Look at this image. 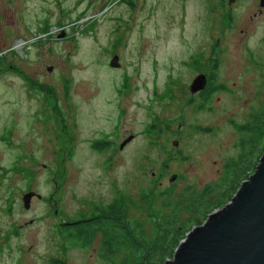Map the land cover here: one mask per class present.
Wrapping results in <instances>:
<instances>
[{"label":"rangeland","instance_id":"1","mask_svg":"<svg viewBox=\"0 0 264 264\" xmlns=\"http://www.w3.org/2000/svg\"><path fill=\"white\" fill-rule=\"evenodd\" d=\"M259 2L30 0L18 14L27 48L0 19V264H114L99 241L64 250L56 226L119 194L148 223L139 196L153 184L180 192L218 179L241 150L234 123L264 107ZM214 58L226 88L207 102L190 84ZM11 64L30 65L31 80ZM31 190L42 197L25 208Z\"/></svg>","mask_w":264,"mask_h":264},{"label":"trees","instance_id":"2","mask_svg":"<svg viewBox=\"0 0 264 264\" xmlns=\"http://www.w3.org/2000/svg\"><path fill=\"white\" fill-rule=\"evenodd\" d=\"M48 27L41 31H47ZM218 68L219 60L214 58L211 71L207 73L209 82L200 91L203 101L208 102L215 92L226 88L216 83ZM234 125L243 134L239 142L241 150L237 157L223 164L218 179L202 187L188 184L180 192L174 182L164 189L153 184L139 196L148 223L131 217V201L123 194L108 204L93 202L89 212H80L74 219H63L56 226L63 249L66 250L68 244L87 248L99 241L101 256L114 264H164L173 257L186 233L194 225L202 224L214 209L229 202L243 180L255 170L264 152V107L246 122ZM195 128L205 130L201 126ZM154 129L156 131L158 126L152 124L148 133ZM106 145L103 141L94 147L99 150ZM60 262L63 261L58 260L56 264Z\"/></svg>","mask_w":264,"mask_h":264},{"label":"water","instance_id":"3","mask_svg":"<svg viewBox=\"0 0 264 264\" xmlns=\"http://www.w3.org/2000/svg\"><path fill=\"white\" fill-rule=\"evenodd\" d=\"M259 4L264 7V0ZM64 33L63 30L59 37ZM110 63L119 67V55L115 54ZM52 68L48 66L49 71ZM207 83V74L199 73L190 84L191 93L204 90ZM132 138L133 135L127 137L120 147ZM178 141H174L175 145ZM177 178L172 174L170 181ZM34 197L42 195L34 190L24 193L25 208H30ZM164 264H264V152L233 198L209 213L202 224L194 225Z\"/></svg>","mask_w":264,"mask_h":264},{"label":"flooded vegetation","instance_id":"4","mask_svg":"<svg viewBox=\"0 0 264 264\" xmlns=\"http://www.w3.org/2000/svg\"><path fill=\"white\" fill-rule=\"evenodd\" d=\"M28 1H30V0H0V3L9 4V5H7L8 7H7V9H5V11H0V19L1 18H2V20L5 19L3 21L4 24H7V21H9L11 31L13 32V35H14L13 42H15L16 40L22 41L25 44L26 48L29 47L28 43H30L31 25H30V22L28 20H26L23 16H18V14L21 13V12H19V10L24 9V7H25L24 3H27ZM263 11H264V8H260L257 14H260ZM257 14L255 13L254 15H257ZM1 53H2V50H0V54ZM11 65L15 69H17L19 71V73L25 79L31 80V73H30L31 67H30V65L27 64V66L24 68H20L15 64H11ZM10 68H12V67H10ZM208 82H209V79H208ZM197 95H200V92H197Z\"/></svg>","mask_w":264,"mask_h":264},{"label":"bare ground","instance_id":"5","mask_svg":"<svg viewBox=\"0 0 264 264\" xmlns=\"http://www.w3.org/2000/svg\"><path fill=\"white\" fill-rule=\"evenodd\" d=\"M18 44V43H17ZM20 45L18 44L16 47L18 48Z\"/></svg>","mask_w":264,"mask_h":264}]
</instances>
